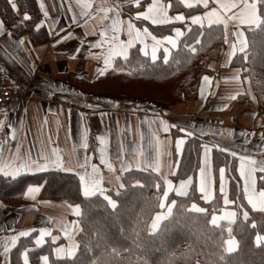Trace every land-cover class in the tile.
Instances as JSON below:
<instances>
[{
    "label": "crops",
    "instance_id": "obj_1",
    "mask_svg": "<svg viewBox=\"0 0 264 264\" xmlns=\"http://www.w3.org/2000/svg\"><path fill=\"white\" fill-rule=\"evenodd\" d=\"M101 2L112 6L120 0H92L93 16L87 18V30L96 35H88L87 41L99 39V32L103 27L100 17L103 14L96 13L95 9ZM40 3L45 5L49 13V16L45 18L40 11L39 23L44 21L42 26H45L49 32V39L45 44L34 45L26 32L20 37L13 36L0 17V24L3 26V31L0 32V61L23 83L24 98L18 103H13L2 113L0 112V120L5 124L3 128H0V149L3 150L4 156L15 155L17 145L22 152H30L33 157L39 152L51 154L55 149L64 162V169L61 171L76 174L79 179L83 173L78 160L83 164L87 157L89 165L97 166L93 184L80 179L83 193L89 196L100 193L108 197L109 190L117 191L123 188V176L132 169L156 172L165 182L166 193H170L176 187V182L173 180L177 169V161L175 162L173 154L175 140L171 129L169 133L160 132L161 141L166 143L160 146L159 155L155 147L148 144L150 129L148 124L142 121L145 117L150 119L154 110L169 124L184 127L187 131H192L195 136L208 139L206 144L210 147L220 142L222 147L234 149L238 155L247 154L260 158V152L264 151V144L261 143V136L264 134V110L258 106L256 99H252L254 95L248 88L246 79L242 78V69L234 66L233 60L227 61L226 53L229 50L227 44H224L220 57L209 63L208 67L214 73L213 76L208 75L212 78V83L206 89L207 95L203 99L199 93L197 99L180 101L174 105L165 101L150 105L143 98L125 96L130 102L102 104V97L117 99L119 94H94L84 87L94 83L100 77L97 69L103 66L105 49H90L91 54H89L82 48L79 53H76L74 51L78 46L76 39L57 42L69 30H72L75 35L85 31L84 28L71 24L73 13L77 16L80 13L76 0H37L38 6ZM209 3L210 7L215 6L211 0ZM127 6L125 4L121 9V19L127 21L132 18L137 27L144 28L134 20L135 12L131 15L124 13V8ZM69 7L72 8V12L67 10ZM25 14L18 13L19 22H25ZM176 14L181 13L170 12L169 9V15ZM184 24L188 25L186 21ZM241 27L246 28V26ZM60 28L64 31H60ZM188 30L187 27H182L185 33ZM227 31L229 43H231L233 22H229ZM108 34L111 37L112 33ZM120 38L126 40L127 36L122 32ZM21 40L24 41L23 44L18 43ZM238 54L242 53L238 52ZM237 69H239L240 80L234 81L231 77ZM66 73H72L75 76V84L62 77ZM249 92L251 95L248 94ZM244 94H247V99L240 101V97ZM228 95H236L237 99L230 101L223 99ZM224 103L228 104L227 108L222 107ZM89 104L98 107L89 108L87 107ZM133 105L138 106L140 110H133ZM144 109L148 111H143ZM177 112L182 115L176 116ZM101 113L104 115L102 116ZM81 114H83V120H81ZM9 125L15 130V139L12 138ZM155 127L156 125H152V128ZM85 132L88 145L86 149L82 146ZM220 132L229 134L221 136ZM244 132L248 133L247 143L241 135ZM213 133L216 135L214 136ZM141 134L145 137L143 140L140 138ZM98 136H105L109 141L105 151L108 164L100 163L98 158ZM121 144H123L122 153L120 152ZM214 148L212 147L210 152L208 182L205 191L202 192L206 199H211L217 187L220 190L219 173L217 177L214 170ZM137 151H142L144 154L139 157L140 161L131 159ZM121 156L124 161L118 158ZM26 174L31 176L37 173ZM225 177L224 189L220 192L223 196L224 208H231L233 204L229 199V178L226 172ZM242 181L250 205L257 212H263L264 193L256 188V174L249 173ZM29 186H39L40 191L26 195ZM27 188L18 204L0 201V264H3L5 259L4 244L10 240L11 236L21 231H28L29 237L33 235L35 240L40 228H48L51 232V236H46L45 243L42 245L49 242L53 247L50 254H44L49 256V264L51 256L74 257L79 247L77 236L81 230L80 206L64 200L41 198L43 183H32ZM52 236L58 237L55 244L52 243ZM24 238L28 237L19 238L16 246L11 249L7 257L8 264L23 263L20 253H15L14 250ZM258 240H264V237H259ZM225 246L228 248L227 251H233L237 242L232 237L226 241ZM54 248L58 250L55 253ZM39 262L42 264L40 259ZM29 264H33L30 254Z\"/></svg>",
    "mask_w": 264,
    "mask_h": 264
},
{
    "label": "trees",
    "instance_id": "obj_2",
    "mask_svg": "<svg viewBox=\"0 0 264 264\" xmlns=\"http://www.w3.org/2000/svg\"><path fill=\"white\" fill-rule=\"evenodd\" d=\"M163 1L168 3V0ZM14 3L16 8L9 0H0L1 20L13 36L20 37L26 32L34 45L47 43V28H35L41 16L37 0H14ZM172 3L170 12H179L186 17L189 13L205 10L202 6L196 11L186 9L178 0H172ZM124 10L126 15L134 12L129 11V6ZM19 12L26 13L30 19L19 22ZM136 23L148 27L154 35L158 34L154 30L172 35L171 27L181 25L158 26L147 21ZM246 35L250 42L248 58L245 60L244 54H238L232 63L242 69V78L246 79L258 106L264 110V39L259 30L255 36L246 30ZM223 36V25L205 26L204 29L193 25L179 39L178 47L172 50L170 63L164 65L161 59L158 62L160 67L154 74L127 76L109 69L104 76L84 88L94 94L143 98L150 105L161 101L174 105L197 99L202 76H213L214 72L208 66L211 60L220 57L225 44ZM186 44L197 48L187 59L183 56ZM116 63L114 61V66ZM62 77L75 84L72 73ZM247 97L244 94L240 101ZM171 133L174 140L185 137V133L176 128H172ZM207 140L198 135L186 137L179 155L174 143L177 169L173 180L176 187L170 193H166L164 180L151 170L132 169L126 172L124 187L117 191L109 190L108 197L100 193L85 195L76 174L50 170L31 176L26 174L24 181L15 183L0 177V201L18 204L28 185L43 183L41 198L64 200L80 206L81 230L77 236L79 247L76 255L60 259L51 256L50 264H264V240H258L264 237V211L257 212L246 197L244 183L236 170L239 160L227 152L213 149L216 176L224 167L229 178L231 208H224L218 187L211 199H206L199 188L202 145ZM262 176L264 174L256 173V188L264 193ZM189 177H192L191 182ZM232 237L237 246L233 251H227L226 241ZM25 247L30 249L33 264H40L39 257L50 254L53 248L49 242L41 247L35 246L33 235L21 239L14 251L21 253Z\"/></svg>",
    "mask_w": 264,
    "mask_h": 264
},
{
    "label": "snow or ice",
    "instance_id": "obj_3",
    "mask_svg": "<svg viewBox=\"0 0 264 264\" xmlns=\"http://www.w3.org/2000/svg\"><path fill=\"white\" fill-rule=\"evenodd\" d=\"M12 3V7L16 8L14 0H9ZM212 4L215 5L210 7L209 0H178L180 5H183L186 9L196 11L202 5L204 9H207L203 12L202 15H191L186 17L185 14H176L169 15V9L173 8L172 0H168V3H164L163 0H144L142 3L141 0H120V2L115 3L112 6H107L105 2H101L95 9L96 13H102L100 17L101 24L103 25L102 29L99 32V39L95 41H87L86 37L88 35H96L94 32H89L87 30V18L93 16V4L92 0H76L78 7L80 8L79 16L73 13L71 17V24L75 27L84 28L85 31L80 35H75L72 30H69L66 35L61 36L57 42L66 39H76L78 41V46L74 49L76 53H79L81 49L85 52L91 54L90 49H105L103 53V66L97 69L99 76H104L105 73L111 69L112 71H119L126 74L127 76H136V75H152L160 67L159 61L162 59L163 64L167 65L170 63V56H172V50L178 47V42L181 37L185 36V31H182V27H187L191 30V26L198 25L200 29H204L205 25L209 28L213 25L220 26L223 25L224 43L228 45L229 50L226 53L227 61L231 62L233 57L237 53L244 54L243 59H247V50L250 48V42L245 34V29L241 26H246V30L251 32L253 36L256 35L257 30L264 39V0H211ZM129 6V11H134L135 21H140L141 23L147 21L151 25H173L174 22H181V27H171V32L174 35H163L162 30L157 31L158 34L154 35L152 31H149L148 27L139 28L136 26L132 18H129L127 21L121 19V9L124 5ZM132 6H135L134 8ZM40 11L43 13V16L47 18L49 16L48 11L45 8L43 3L39 4ZM143 9V10H141ZM69 12H72V8L67 9ZM111 13V15H109ZM25 20H29L27 14L24 17ZM186 19L190 20V24L185 25L184 22ZM107 21L108 23H104ZM55 22V18H54ZM229 22L234 23V31L231 33L233 39L229 43L228 36V25ZM44 21L35 24V28L39 30ZM3 31V26L0 24V32ZM60 31H64L63 28H60ZM109 32L112 33L109 37ZM124 33L127 36L126 40L120 38L121 33ZM10 35V34H9ZM150 41V42H149ZM23 40L19 41V44H23ZM197 44L200 43L199 40L196 41ZM87 45V47H85ZM137 45H139L137 47ZM197 51L196 47L191 45H185V51L183 56L185 59L190 57L191 54ZM119 58V60H117ZM114 61L116 65L114 66ZM179 64L180 61H177ZM234 81L240 80L239 69L231 77ZM212 78L208 75H203L201 78V84L199 88V93L201 98H205L207 93L206 89L211 86ZM214 94V93H213ZM251 95V93H248ZM225 100H235L237 99L236 95H228L224 97ZM255 100V97H252ZM89 108H96L97 105L89 104ZM223 108H227L228 104L224 103ZM133 110H140L138 106L133 105ZM143 111H148L144 109ZM152 117L149 119L144 118L142 123H147L149 126L148 134V144L155 147L157 155L160 152V146L166 141H161L159 133H169L170 129L176 128L179 132L185 133V137H177L175 140V151L179 155L182 151L183 145L185 143L186 137H191L194 135L192 131H187L184 127H179L176 124H169L165 119L160 118L154 110ZM103 116L104 113H101ZM83 114H81V120H83ZM22 123V121H21ZM152 125H156L155 128H152ZM5 126L4 121L0 120V128ZM11 130L12 138L15 139V130L12 129V126L9 125ZM203 135V130H201ZM221 136L228 135L229 133L220 132ZM215 136L216 133H213ZM245 138V143H247L248 133L244 132L241 134ZM141 140L145 137L143 134L140 136ZM97 141L99 147L97 152L99 153V160L102 164H108V160L105 159V151L109 144V141L105 136H98ZM261 143L264 144V134L261 136ZM83 148H87V133H83ZM212 147L217 148L221 152L229 153L233 158L239 160V167L236 169L239 172L241 179H245L246 175L256 174L257 172L264 174V151L260 152V158H254L251 155H238L236 150H230L228 147H222L220 142H216L211 147L207 144L202 145L203 148V157L200 162L199 167V185L201 192L205 191L206 185L208 182V173L210 168V152ZM120 152H123V144L120 145ZM144 155L142 151H137L136 154L132 155L131 159L140 161L139 157ZM123 160V157H118ZM158 163V162H157ZM78 165L82 170V175L80 179L82 181H87L89 184L94 183V176L97 170L95 164L89 165L87 162V157L83 164L79 163ZM64 162L59 158L54 149L51 154H45L44 152H39L35 157L31 153H24L20 150V146L17 145V153L15 155L4 156L3 150L0 149V177L11 180L13 183L22 182L25 180L26 173H45L50 170H63ZM225 172L226 169L221 167L219 169L220 177V190L223 191L225 184ZM261 178H264L262 176ZM189 182L192 181V177L188 178ZM40 191L39 186H29L27 188L26 195L34 194ZM35 231V230H33ZM28 231H21L17 235L11 236L9 241H6L3 248L4 261L3 264H8V254L11 249L16 246L17 241L21 237H29ZM51 236V232L48 228H40L39 235L35 237L34 244L39 247L45 243V237ZM58 237L52 236V243L55 244ZM29 251L27 247L24 248L23 252L20 253L22 257L23 264H29ZM54 253L58 250L53 249ZM57 259L61 257L56 255ZM42 264H49V256L41 255L39 257Z\"/></svg>",
    "mask_w": 264,
    "mask_h": 264
},
{
    "label": "built area",
    "instance_id": "obj_4",
    "mask_svg": "<svg viewBox=\"0 0 264 264\" xmlns=\"http://www.w3.org/2000/svg\"><path fill=\"white\" fill-rule=\"evenodd\" d=\"M22 92L23 83L0 61V112L24 99Z\"/></svg>",
    "mask_w": 264,
    "mask_h": 264
},
{
    "label": "rangeland",
    "instance_id": "obj_5",
    "mask_svg": "<svg viewBox=\"0 0 264 264\" xmlns=\"http://www.w3.org/2000/svg\"><path fill=\"white\" fill-rule=\"evenodd\" d=\"M191 15H201V12H196V13H193V14H191ZM186 22H187V24H190V20H188V19H186ZM118 98L117 99H106L105 97H102L101 98V101H102V104H108V103H111V104H113V103H123V102H130V100L129 99H127V98H125V96L124 95H118L117 96ZM161 102H163V101H161ZM166 103H168V102H166ZM153 104H157V103H153ZM180 113V112H179ZM178 112L176 113V116H179V115H182V114H179ZM218 129V128H217ZM184 190V189H183ZM165 209V208H164ZM220 217L223 219V213H221L220 214ZM225 249L227 250L228 248H226L225 247Z\"/></svg>",
    "mask_w": 264,
    "mask_h": 264
}]
</instances>
